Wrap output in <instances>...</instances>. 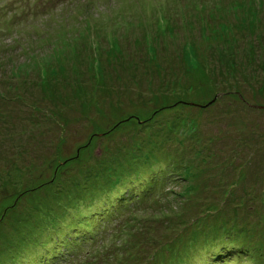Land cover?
Instances as JSON below:
<instances>
[{
  "label": "rangeland",
  "instance_id": "rangeland-1",
  "mask_svg": "<svg viewBox=\"0 0 264 264\" xmlns=\"http://www.w3.org/2000/svg\"><path fill=\"white\" fill-rule=\"evenodd\" d=\"M0 264H264V0H0Z\"/></svg>",
  "mask_w": 264,
  "mask_h": 264
}]
</instances>
